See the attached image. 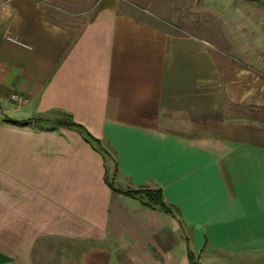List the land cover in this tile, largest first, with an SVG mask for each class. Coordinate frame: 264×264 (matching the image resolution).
Wrapping results in <instances>:
<instances>
[{
  "label": "crops",
  "instance_id": "obj_1",
  "mask_svg": "<svg viewBox=\"0 0 264 264\" xmlns=\"http://www.w3.org/2000/svg\"><path fill=\"white\" fill-rule=\"evenodd\" d=\"M223 2L238 45L263 46L238 4L264 0ZM49 3L0 0V264H264V71L228 74L121 0L77 31Z\"/></svg>",
  "mask_w": 264,
  "mask_h": 264
},
{
  "label": "rangeland",
  "instance_id": "obj_2",
  "mask_svg": "<svg viewBox=\"0 0 264 264\" xmlns=\"http://www.w3.org/2000/svg\"><path fill=\"white\" fill-rule=\"evenodd\" d=\"M50 15L60 24L77 31L92 15L96 0H49ZM123 5L131 6L140 16H146L160 25L168 27L172 32L194 34L211 43L213 54L221 68L228 74L234 73L238 67H250L254 71H264V61L256 63V56L264 57V45L241 46L240 30L229 29L233 20L240 21L238 14L226 15L223 0H121ZM240 1V0H235ZM241 3V2H240ZM239 8L247 13L250 21H262L264 28V7L255 2H242ZM255 7V8H254ZM144 10V11H142ZM234 23V22H233ZM239 23V22H238ZM235 27L239 28V24ZM258 30H250L252 36ZM255 34V35H254ZM231 42H237L235 45ZM248 57V62L245 59ZM264 82V79H263ZM250 110V108H249ZM252 115L251 110L248 111ZM259 113V114H258ZM257 115L264 118V111Z\"/></svg>",
  "mask_w": 264,
  "mask_h": 264
},
{
  "label": "trees",
  "instance_id": "obj_3",
  "mask_svg": "<svg viewBox=\"0 0 264 264\" xmlns=\"http://www.w3.org/2000/svg\"><path fill=\"white\" fill-rule=\"evenodd\" d=\"M61 118H57L55 119L53 122L55 124H59V125H66V126H74V127H78L81 130H83L84 134H85V139L91 143L92 145H98V140L94 139L87 131L86 129L79 125L78 123H75L73 121H71L70 119L66 118L65 116H69L66 113H62ZM98 149V146H96ZM105 181L107 183V185L113 189L114 191L123 193L125 195L131 196V197H136L143 205L148 206L150 208H156V209H160L164 212H167L169 214H171V209L170 206L165 203V201L163 200V196H162V191L159 187H140V188H135V189H117L114 188V186L112 185V181L111 179L105 178ZM191 263L192 264H197L194 260L191 259Z\"/></svg>",
  "mask_w": 264,
  "mask_h": 264
},
{
  "label": "built area",
  "instance_id": "obj_4",
  "mask_svg": "<svg viewBox=\"0 0 264 264\" xmlns=\"http://www.w3.org/2000/svg\"><path fill=\"white\" fill-rule=\"evenodd\" d=\"M11 97L17 104H21L23 102V98L19 95L13 94Z\"/></svg>",
  "mask_w": 264,
  "mask_h": 264
}]
</instances>
